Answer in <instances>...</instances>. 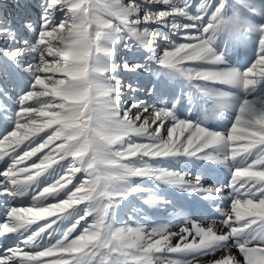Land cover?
Here are the masks:
<instances>
[{
	"label": "snow or ice",
	"instance_id": "snow-or-ice-1",
	"mask_svg": "<svg viewBox=\"0 0 264 264\" xmlns=\"http://www.w3.org/2000/svg\"><path fill=\"white\" fill-rule=\"evenodd\" d=\"M40 7L38 28L22 22L34 40L0 28V41L21 45H0L12 61L0 73L30 77L14 104L0 86V196L31 194L30 206H5L0 237L17 242H0V264H200L217 253L210 264H241L233 248L243 264H264V13L257 22L228 0H200L198 15L193 0H41ZM252 45L247 67L230 62L234 49ZM121 46L147 55L117 63ZM209 102L211 111L201 113ZM223 110L233 114L230 127L210 130L207 122ZM194 111L199 117L189 119ZM179 157L229 168L230 209H217L224 230L185 209L144 224L152 217L136 205L117 224L116 205L149 191L137 180L209 202L225 198L200 176L159 166ZM41 177L51 182L41 187ZM140 199L149 207L171 203ZM174 223L184 226L172 231Z\"/></svg>",
	"mask_w": 264,
	"mask_h": 264
},
{
	"label": "rangeland",
	"instance_id": "rangeland-1",
	"mask_svg": "<svg viewBox=\"0 0 264 264\" xmlns=\"http://www.w3.org/2000/svg\"><path fill=\"white\" fill-rule=\"evenodd\" d=\"M236 0H228L229 5H234ZM243 1V4H247L248 7L246 9V13H253L258 14V13H264V0H241ZM40 2L41 0H0V28H8V29H14L16 38L17 39H24V40H34L35 35L34 33L28 32L26 29L22 28V22L24 20H31L34 24H36L37 28L39 25V18L41 14V7H40ZM200 0H193V8H192V14L193 15H198L195 11V5L199 4ZM262 5L263 10L258 12V6ZM235 6V5H234ZM157 7H162V6H157ZM238 7V6H237ZM252 9H255V11H252ZM259 15V14H258ZM259 19H261V16L259 15ZM150 27L157 28L160 31L167 32L166 29H160L159 26L157 25H151ZM159 47L156 49V54L159 55L163 48H164V42H158ZM0 45L5 47L8 50H11L13 47H21V45L16 44L14 42L8 43V42H3L0 41ZM253 46V45H252ZM246 49H250L252 52L251 54L254 55V46L250 47L247 46L245 47ZM147 55L142 49L140 50H133L132 52L127 51L123 49V47H120L119 53L116 57V62L120 63L122 58L128 59L130 62H143L144 57ZM4 61H8L7 55L0 53V64H2ZM10 64L12 61H8ZM24 63L29 62L28 58H24ZM153 70L155 72H161L162 69L160 68L159 65H157L155 62L152 63ZM19 71V70H18ZM120 75H123V73H118ZM59 75V74H57ZM24 77H28L27 73L23 74ZM126 80H129L131 82H136L139 80L141 84L143 85L144 83V78L143 77H136L133 75H125L124 77ZM163 79L164 77H160ZM153 79H156V77H153ZM30 83V77L23 79L22 81L19 78H8L6 77L3 73H0V86H3L6 91L9 92V94L12 96L13 100L10 103L14 104V101L22 95L24 91H27V85ZM181 83H186L181 81ZM217 87H225V86H220L217 85ZM225 90L231 91L232 89H228L225 87ZM235 90V89H234ZM232 90V92L234 91ZM185 91L187 89L185 88ZM243 93H240L242 95ZM255 97L254 94H251L250 98ZM143 98V97H142ZM211 102H209L207 105H202L201 106V113L206 108H212ZM203 109V110H202ZM207 110V109H206ZM221 115L224 117H229L231 120L230 123L232 122V113L228 112L227 110L221 111ZM190 118L196 119L199 117L198 112H193ZM231 125V124H230ZM43 135V133H41ZM189 158L187 157H179V158H169L168 160L165 161H160L159 166L169 168L171 170H176L180 172H191L189 167L191 169L194 168L195 165H190L189 163ZM193 163H195V160H192ZM204 170L208 172H211L214 169L217 174H221L223 171V168H216L217 165H215V162L211 163H206L202 162L201 163ZM3 168V165L0 164V169ZM211 168V169H210ZM221 169V170H220ZM219 171V172H218ZM192 173V172H191ZM194 176H202L204 175L200 171L197 173H192ZM229 178H231V173L228 172ZM51 178H46V177H41L40 178V186L43 187L45 183H50ZM136 184L143 185L144 187L148 188V192H143V193H135L132 194L128 197H126L124 200H122L118 205H116V215H115V221L117 224H119L122 220H127L128 219V212L130 210V207L132 205L139 206L144 209V211L148 214V216L152 217L151 221H146V220H140L141 223L144 224H149L152 222H164L169 219V214L177 211L178 209H183V206L186 204L179 198L180 193L176 194V191L179 189L176 187H173L168 184L160 183L155 180H137L135 181ZM204 187H210L213 189H223L224 192L225 188L222 186L221 183L216 182L214 179H206L204 182H201ZM227 184V183H226ZM224 185V184H223ZM179 195V196H178ZM155 196L157 198H163L166 201H171L170 204H168L165 207H149L147 204L143 203L142 200L140 199L141 197H144L145 199ZM177 196V197H176ZM63 198V193H61V196L58 197V199ZM179 199V200H178ZM7 200V201H6ZM230 200V199H229ZM7 203V205H11V202H13V205H16L18 207H27L30 206L31 203V194L25 195L22 197H17L15 199L9 197V196H0V222H3V213L6 210L4 203ZM183 202V203H182ZM47 203V202H46ZM174 204V205H173ZM230 204L231 200L229 201L228 204V210L230 209ZM175 206V207H174ZM177 206V207H176ZM205 205L201 206L204 208ZM171 207V208H170ZM173 207V208H172ZM189 207L193 208V205H189ZM187 210L188 206L185 207ZM185 209V210H186ZM168 212V215H167ZM191 217L192 215L189 214ZM137 219H140L138 216L136 217ZM179 217H177L178 219ZM38 223H43V221H38ZM68 221H64V224L61 225V228H63L64 225H66ZM1 239V238H0ZM7 239L4 238L3 243L6 244ZM1 242V241H0ZM16 238L12 241L9 242L8 246H12L16 243Z\"/></svg>",
	"mask_w": 264,
	"mask_h": 264
},
{
	"label": "bare ground",
	"instance_id": "bare-ground-1",
	"mask_svg": "<svg viewBox=\"0 0 264 264\" xmlns=\"http://www.w3.org/2000/svg\"><path fill=\"white\" fill-rule=\"evenodd\" d=\"M251 1H253V0H251ZM258 7H261L260 11L263 10V6L262 5H259ZM258 12H259V10H258ZM159 42H161V41H159ZM253 46H250V47H253ZM251 52L252 51L250 49H246L245 47H242L241 56L246 58L247 62L243 61V63L241 65L245 66V64L246 65L250 64L251 59L254 58V55H252ZM232 90H234V89H232ZM226 91H228V90H226ZM252 94H254L255 97L257 95V93H255V92H253ZM255 97H253V98H255ZM206 109L208 111H211L212 108L210 107V108H206ZM188 118L189 119H193V118H190V117H188ZM193 120H195V119H193ZM229 120H230L229 117H223L221 115V112H220L219 115H216L213 118H211L207 122L206 126L212 131L225 132L230 127L231 123H230ZM177 131L179 132V130H177ZM195 161L196 162L193 163L192 160L191 161L189 160L190 165H195L193 169H191L190 167H189V169H190V171L192 173H197L198 171H200L201 173L204 174V175L200 176L201 177V182H204L205 178L206 179H214L216 181H219V182L223 183L224 185L226 183L230 182L231 178L228 177L229 176L228 172H230V170H229L228 167L223 166V165H219V164H215V165H217L216 168H218V166L221 169L223 168V170H222L223 172L221 174H219V173L217 174V172H215L213 170L211 172H208V170L205 171L203 166H202V164H201L202 162L211 163L212 161H203V160H195ZM215 170H217V169H215ZM225 191L226 192H224V196H225L224 199L212 198L211 202H209L207 199H204L203 197H201L199 195H196V194L189 195L187 192H183L180 189L178 191H176V194L180 193V197L179 198H181V200L186 204V206H188L189 210H187V211H188V214L192 215V217H191L192 219H197L198 221H201V222H203L206 225L207 224H212L213 221H216L217 222V224H216L217 229L220 230V231H223L224 230L223 226L218 223L219 220L221 219V217H220V212L217 211V209H219L220 211H227L228 210V204H229V201H230L228 199V189L225 188ZM190 204L193 205V208L189 207ZM4 205H7V203H4ZM11 205H13V202H11ZM203 205H205L204 208L201 207ZM167 215H168V212H167ZM164 222H167V221H164ZM183 226H184L183 224H179L177 226L174 223L172 225V227H171V230L172 231H179V227H183ZM0 238H2V237H0ZM232 254L237 257V259L241 262V264H243V257L239 254L237 249L233 248L232 249ZM219 255L220 254L217 253L215 256L210 255V256H207V257H201L200 258V264H210V262L213 259L218 258Z\"/></svg>",
	"mask_w": 264,
	"mask_h": 264
}]
</instances>
